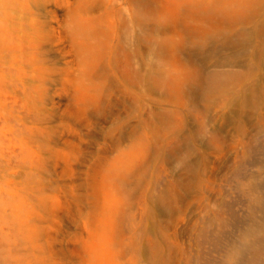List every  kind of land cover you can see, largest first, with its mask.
<instances>
[{
	"label": "rangeland",
	"instance_id": "1",
	"mask_svg": "<svg viewBox=\"0 0 264 264\" xmlns=\"http://www.w3.org/2000/svg\"><path fill=\"white\" fill-rule=\"evenodd\" d=\"M158 2L147 13V32L154 31L156 41H148L143 50L146 75L172 67L180 74L235 72V78L212 83L207 93L184 82L178 95L158 87L155 79L141 85L123 81L110 92L113 102L100 101L102 108L113 105L103 115L93 113L77 85L64 83L61 73L52 74L45 101L37 105L24 101L21 85H4L0 264H95L90 261L94 251L101 252L100 264H264V208L253 202L255 192L264 195V71L261 79L248 71V42L225 44L219 37L199 49L201 25L195 34L185 24L168 25L167 11L177 0ZM159 13L163 26L156 28L152 21ZM164 38L180 47L159 51L157 39ZM241 87L254 93L260 107L227 105L240 101ZM83 108H90L86 115L80 113ZM228 112L234 117L226 121ZM161 113L168 119L160 115L162 120ZM122 159L129 161V169L118 167ZM42 198L49 207L41 206ZM106 225L111 226L108 232ZM248 231L257 234L249 235L254 242L246 251L241 246ZM153 254L156 260L149 259Z\"/></svg>",
	"mask_w": 264,
	"mask_h": 264
},
{
	"label": "bare ground",
	"instance_id": "2",
	"mask_svg": "<svg viewBox=\"0 0 264 264\" xmlns=\"http://www.w3.org/2000/svg\"><path fill=\"white\" fill-rule=\"evenodd\" d=\"M157 3H159L158 0H0V89L4 85L7 86V84L21 85L24 89L23 93L26 98L24 101H32V103L30 102L31 104H36L38 101H40L38 103H41L42 101H45V97H46L45 85L51 79H53L52 74L57 75L61 73V75L63 74V77L65 76V78L61 77L64 83L71 82L77 85V87L80 90V93L78 94L81 97V101H85V105L86 106L88 105L91 108V109L88 108V110L87 109L86 110L89 112L90 109L93 111V113L95 112L96 114L98 113L103 115L106 114V112L108 111L106 109L105 112L104 108L112 107L113 105L107 106L109 104L105 103V105L106 104L107 105L104 108H102L100 105V101H104V102L112 101V99H110L111 90L113 89L116 90V88L118 89V87H120L119 85L123 81L124 82L131 81L136 85H141L148 78L151 79L149 81H153L155 79L156 83L152 82L153 84L154 83L158 84V87H163V86L169 87V89L166 87L165 88L168 90L171 89V91L174 90L175 93L178 95L183 89L182 85L184 82H185L184 84H186L187 82L194 83L195 84V86L193 85L194 87L204 88L205 90L203 91L207 93V91L208 92L210 91L209 87H211L212 83H220L221 81H230L231 79L235 78L236 76L235 72L221 71V72H212L207 75V73L203 74L202 73L203 71L199 70L201 72L200 74L198 69H196L199 73L195 72L196 70L195 71L192 70L190 72L185 71V73L187 72L186 74L185 73L180 74L177 73L176 70L174 71V69H171L172 67L170 69L168 68L156 69L146 75L145 67H144L143 50L145 44L148 41L150 40L156 41L154 40L155 36L154 37L152 36V33L154 31L151 30L152 33H150V31L147 32V26H146L147 13L151 8H154L155 4ZM169 3H172V1H170ZM168 12H169L168 16L165 15L169 19L167 20L168 25L170 23L171 25H174V23L175 25H177L178 23H182L183 25L185 24L188 31L192 34L197 33L198 31L197 28L199 27V25H201L202 29L199 30L200 31L199 37L201 39L199 40L197 39L198 40L197 44L200 45L199 49L202 48L203 50L204 46H206V43L209 40L214 38L216 39L219 37L220 38L223 37V40L226 41L225 44L230 42L233 44L235 43L234 45L239 44L238 46H240L241 43L248 42L249 46L246 49L249 48V51H251L250 52L251 61L248 71L250 72V74L253 75V77L261 79L264 71V0H177V6L175 8H170L167 11V13ZM162 15L163 14L159 13L153 18L152 22L154 23L156 28L163 26L162 18H161ZM199 16H202V19L204 17L203 21L207 20L208 22L206 23L201 22V17L199 19L198 18ZM169 21L171 22L169 23ZM162 29H164V27ZM196 35L198 38V34ZM192 36H194L195 38V35ZM169 39L170 38L168 39L164 38V40L157 39V42L161 46V48H158L159 51L162 52V50L160 49L163 48L168 50V48H172L174 46L175 47L172 49L173 51H175L176 45H178L176 43L178 42L175 43L176 40L173 41ZM193 44L195 43H192V45ZM199 45L197 47H199ZM179 47L180 46L178 45V48ZM168 52L170 53L169 50ZM67 57H71L73 58V60L71 59L68 60ZM133 59H135L134 68L132 67ZM75 63L77 66H74ZM76 71L78 73L77 76L75 77L74 73ZM185 89L186 88L184 87V90ZM240 91H241L240 101H238L236 104L232 102H228L227 105L244 106L246 104H250V106L246 105L248 108L251 107L252 104L258 103V100L255 98L253 92L247 91L244 87H241ZM173 99L175 100L174 97ZM260 103L261 101L259 102V104ZM257 106L260 107L258 104ZM84 111L85 109L80 113L84 114L83 113ZM87 111H85V115ZM227 114L225 115L226 119L224 117L226 121L231 120L229 119V117H234L232 116L231 113L230 115ZM158 115L160 116L163 114L161 113ZM158 115L156 116L158 117ZM227 116H229L228 120H227ZM163 117H165V119L167 117L168 119V116L163 115ZM198 120L200 121V119ZM140 124H142V122H140ZM203 124L205 123L203 122L201 125ZM260 128L262 129V127ZM201 129H199V132ZM241 129L243 130L242 127ZM201 132L203 131L201 130ZM134 133L135 132L132 133L131 131L130 134L132 135ZM187 139L190 138L187 137ZM186 163L188 164V162ZM117 164L119 168L121 166V169H123V166L125 169H127V167L128 169L131 167V165H129V161H126L124 159L118 160ZM118 167H117V172L119 173L118 170L120 169H118ZM114 169L116 168L114 167ZM117 172H115V174ZM126 172L128 173V170H126ZM185 185H187V183ZM179 186L180 188H182L181 184ZM166 195H164L165 196L164 198L168 199L169 196L166 197ZM253 197H254L253 202L257 206V208L258 207L264 208V195L263 194L256 195L255 192V195H253ZM160 199L162 200V198ZM40 202H41L40 203L41 206L49 207L46 199L42 198ZM162 204H164V202ZM103 207L104 209H107L111 213H115L114 209L106 207V205H104ZM157 207L160 206L158 205ZM251 211L252 210H250V212ZM255 215L253 216L255 217ZM250 217L252 216L250 215ZM148 222H150V219H148ZM251 223L253 224L255 222H251ZM105 227H106V232H108L109 229L111 228L110 225H106ZM148 227L150 228V226ZM149 228H148V233L150 231ZM255 231H254V236L252 235V233L251 234L249 233L250 231H248V234L245 238L242 236V238H244V243L241 242L242 244H244L243 246H241L242 249L243 247L245 250L250 248L249 246L251 244L249 245V243L250 242L252 243L254 241H252V239H248V237L249 235H250L249 238L255 237V233H256ZM262 231L264 230H261L260 232L262 233ZM29 236L31 237V235ZM153 241L155 242V240ZM136 242L138 243L139 241H135V243ZM142 244L140 245L141 248L144 247V244L143 245ZM150 245H155V244H150ZM261 245L259 247H261ZM155 246H150V249ZM257 246L258 245H256V247ZM253 247L255 246L253 245ZM100 248L104 249L102 247ZM146 249L147 248H142L144 252L148 250ZM239 249H241L240 246ZM97 250L99 251V249ZM233 250L231 251L232 254L237 255V252H234ZM241 250H238V248L235 249V251H238V254ZM151 251H154L153 248L151 249ZM147 252L148 253H144V254L150 255V251ZM242 252L243 250L240 253ZM244 252L242 254H245ZM156 254L157 253H155V256L158 257V254L157 255ZM230 256L228 257L230 258ZM235 256H233L234 259L238 257V255L236 257ZM153 257L154 254L152 255V258L149 259H153ZM156 257H154L155 258L154 260H156ZM102 259L103 258L101 257V252L94 251V253L90 256L91 263L97 264V262L100 261L98 262V264H100L102 263ZM225 259H227V257ZM238 259L236 258V260ZM154 260L153 262H156ZM231 260L232 258L229 261L231 262ZM254 261L256 262L255 259ZM251 263L252 261L250 262V264ZM170 264H173V262Z\"/></svg>",
	"mask_w": 264,
	"mask_h": 264
}]
</instances>
